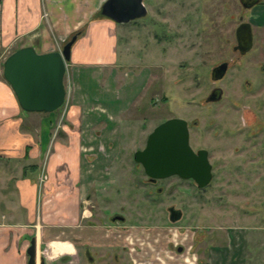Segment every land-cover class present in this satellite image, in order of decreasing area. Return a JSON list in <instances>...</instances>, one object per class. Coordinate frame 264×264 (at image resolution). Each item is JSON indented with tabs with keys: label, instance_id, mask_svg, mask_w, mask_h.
Returning a JSON list of instances; mask_svg holds the SVG:
<instances>
[{
	"label": "rangeland",
	"instance_id": "rangeland-1",
	"mask_svg": "<svg viewBox=\"0 0 264 264\" xmlns=\"http://www.w3.org/2000/svg\"><path fill=\"white\" fill-rule=\"evenodd\" d=\"M209 1L211 5L213 0ZM187 2L189 1L144 0L148 9L145 17L117 24V59L126 66V70L140 72L145 67L146 84L143 88V79L139 83L141 91L137 101L122 117L121 147L113 150L115 158L110 166L107 165L109 168L102 172H109L105 179L112 181L93 183L89 194L92 195L91 198L99 194V198H95L97 200L106 198L104 200L110 203L108 214L120 211L122 202L118 200L121 197L115 194L116 188L121 189L124 197H132L138 189H147L144 185H137L145 177L143 168L134 161L133 156L137 150L145 147L147 137L153 129L174 116L198 118L200 125L193 130V146L206 145L211 148L212 162L215 165L212 184L203 192L198 191L190 181H182L178 177L165 179L160 183L165 192L159 206H149L147 201L143 202V209L145 205L150 208L142 213L149 220L148 224L142 223L139 227L137 222L144 218L140 211H136V205L130 203L124 209L127 222L112 223V226L114 230H117V226L121 230L133 232L139 229L141 236H144L143 232L147 233L152 229L169 232L172 229L173 233L178 231L187 237L188 245L191 240L196 241L192 256L202 257L203 262L200 264H264V172L259 171V174L262 173L259 175L254 171V165L248 163V155L238 157L236 153L240 145L235 142V129L240 126V121L250 124L256 114L254 97L242 88L243 77H236L238 69L235 67L221 83L224 99L211 104L210 108L203 105L204 96L215 86L208 75L210 67L228 54L193 52L189 45L196 41L191 39L194 38L192 33L195 31L187 26L189 22L186 19L190 11L181 4ZM206 23L212 30V21L208 20ZM216 23L218 24L217 21L215 25ZM70 99L71 93L67 92L64 103L53 111L57 112L55 126L62 125ZM33 121L36 123V119ZM244 138L243 136L242 146L248 148L249 143ZM99 183L101 184L98 185ZM100 203L102 204L101 201ZM170 204L182 208L185 213L184 219L174 225L167 223L166 219V207ZM90 205L91 201L82 203L81 212L85 216L83 224L87 223ZM72 230L65 228L64 235L74 242L73 235L78 233V229L74 232ZM83 231L88 241L89 231ZM116 233L119 231L113 232L111 236L113 244L120 238ZM170 236L176 238L175 234L171 233ZM60 237L63 238V234ZM61 238L43 248L47 256L46 264H76L73 259L74 251L71 255L64 253L70 247L63 244ZM50 249L59 254L64 253L60 256L65 259L50 257L56 255H52V252L48 255Z\"/></svg>",
	"mask_w": 264,
	"mask_h": 264
},
{
	"label": "crops",
	"instance_id": "crops-1",
	"mask_svg": "<svg viewBox=\"0 0 264 264\" xmlns=\"http://www.w3.org/2000/svg\"><path fill=\"white\" fill-rule=\"evenodd\" d=\"M105 1L0 0V264H27L32 237L45 255L43 248L63 234L71 255L74 242L64 230L78 229L89 189L107 177L103 171L123 142L122 117L147 70H126L118 61V23L101 15ZM80 30L66 63L71 102L62 125L55 126L57 112L24 113L3 61L24 46L59 50Z\"/></svg>",
	"mask_w": 264,
	"mask_h": 264
},
{
	"label": "flooded vegetation",
	"instance_id": "flooded-vegetation-1",
	"mask_svg": "<svg viewBox=\"0 0 264 264\" xmlns=\"http://www.w3.org/2000/svg\"><path fill=\"white\" fill-rule=\"evenodd\" d=\"M188 1L181 4L185 5L190 11L186 20L189 22L187 26L195 31V33H192L194 38L191 37V39H196V41H192L191 45H189L193 52L228 54L227 57H221L215 61L210 67L208 75L215 86L204 96L203 105H207V108H210L211 104L219 103L224 99V88H222L221 83L229 76L231 70L236 67L238 69L236 77L238 75L241 78L243 77V86H241L254 97V110L256 111L250 124L241 120L240 126L235 129V142L240 145V149L236 154L238 157L243 154L248 155L250 158L248 163L254 165V171L258 174L259 171L264 172V0H213L211 4L213 7L209 4V0ZM209 10L213 12H209ZM208 20L212 21V25L214 24L212 30L206 23ZM215 21L218 24L216 23L215 25ZM174 117H180L187 121L189 142L192 149L196 153L200 150L206 151L208 161L211 164V181L208 185L201 188L193 178H183L177 174L166 178L153 179L146 174L143 166L134 160L143 168V177H145L137 185H144L147 189H138L137 193L132 197H124L121 189L116 188L115 194L121 197L118 200L122 204H119L121 210L112 214L107 213L110 203L105 201L106 198H104L105 200L103 198L99 199L102 202L101 204L97 200L100 196L99 194L96 196L98 197L97 199H95L96 197L91 198L92 195L90 194L87 196L86 200L91 201L89 206L91 211L87 223H82L84 214H81L80 223L77 225L78 233H76L73 244V259L76 264H194V260L196 264L203 262L202 257L197 256L194 258L192 256L196 241L191 240L188 245L186 243L187 237H184L178 231L173 233L172 229H169L170 232L163 229L159 231L152 229L147 231V233L143 232L144 236H141L139 229L133 232L128 229L121 230L117 226V230H114L112 226V223L124 224L127 222L128 218L124 215V209L127 205L130 206V203L136 205V211H140L142 217L144 210L149 208L145 205V209H143V202L147 201L149 206H159L162 200L161 196L165 192L160 183L165 179L178 177L182 181H190L196 185L198 191L203 192L214 181L215 165L212 162L211 148L206 145L193 146V130L200 125L199 119H190L182 116ZM243 119L245 120V118ZM243 136L249 143L248 148L242 146ZM238 169L239 171L241 170V168ZM259 175H262V173ZM109 181L112 180L109 178L104 179L101 183ZM106 197L108 198V196ZM173 210L180 212V217L176 220L172 219ZM184 216L185 213L182 208L174 204L167 205V223L177 224L184 219ZM143 218L139 222L134 220L139 227L142 223L148 224L149 220L147 221V218ZM84 229L89 231L88 241L83 235ZM118 231L119 233L116 234L120 238L113 244L111 236H113V232ZM171 233L175 234L176 238L171 237ZM43 257L46 264V256L43 255ZM58 258L65 259L64 256Z\"/></svg>",
	"mask_w": 264,
	"mask_h": 264
},
{
	"label": "water",
	"instance_id": "water-1",
	"mask_svg": "<svg viewBox=\"0 0 264 264\" xmlns=\"http://www.w3.org/2000/svg\"><path fill=\"white\" fill-rule=\"evenodd\" d=\"M101 13L116 23H128L145 17L148 9L144 0H106ZM77 36L71 35L61 49L49 52L38 53L31 46L20 47L3 61V76L22 110L53 112L64 103L66 63ZM133 157L153 179L177 174L193 178L201 188L211 181L207 153L192 149L187 121L180 117L157 125L148 135L145 147ZM172 213L173 220L180 217V212L173 210ZM26 254L27 264H45L44 257L37 252L35 237L31 238Z\"/></svg>",
	"mask_w": 264,
	"mask_h": 264
},
{
	"label": "trees",
	"instance_id": "trees-1",
	"mask_svg": "<svg viewBox=\"0 0 264 264\" xmlns=\"http://www.w3.org/2000/svg\"><path fill=\"white\" fill-rule=\"evenodd\" d=\"M101 15H102V13H101ZM103 16H104V15H103ZM80 32H81V30H80V31H76V32H74L73 34H77V35H79ZM73 34H72V35H73ZM70 37H71V36H70ZM70 37H69V38H70Z\"/></svg>",
	"mask_w": 264,
	"mask_h": 264
},
{
	"label": "built area",
	"instance_id": "built-area-1",
	"mask_svg": "<svg viewBox=\"0 0 264 264\" xmlns=\"http://www.w3.org/2000/svg\"><path fill=\"white\" fill-rule=\"evenodd\" d=\"M42 179V178H41Z\"/></svg>",
	"mask_w": 264,
	"mask_h": 264
}]
</instances>
